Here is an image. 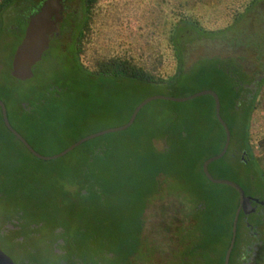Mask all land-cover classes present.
<instances>
[{"label": "trees", "instance_id": "trees-1", "mask_svg": "<svg viewBox=\"0 0 264 264\" xmlns=\"http://www.w3.org/2000/svg\"><path fill=\"white\" fill-rule=\"evenodd\" d=\"M106 1L82 0L74 17L65 5L58 32L73 35L67 47L71 68L39 87V64L26 81L14 78L11 69L28 21L43 0H0V42L12 44L8 69L0 68V99L13 127L38 152L53 155L89 134L127 123L149 96L212 89L232 138L209 171L239 183L260 206L264 168L254 154L251 125L263 97L264 0H250L234 13L233 23L218 29L202 23L199 12L206 0H176L168 31L175 60L170 72L163 70L159 44L152 62L141 49L102 50L105 29L115 26L122 9ZM151 30V37L157 35ZM57 34L49 49L59 43ZM203 40L220 44V51L191 60L192 47ZM19 83L27 86L21 89ZM72 98L97 99L94 126L66 132L61 122L71 118L64 110ZM225 140L213 96L157 99L128 129L43 160L7 128L0 106V247L23 254L18 262L13 258L16 264H224L239 192L210 181L202 166L221 152ZM249 214H240L230 264H264V220L262 214ZM251 229L260 236L253 237Z\"/></svg>", "mask_w": 264, "mask_h": 264}, {"label": "rangeland", "instance_id": "rangeland-1", "mask_svg": "<svg viewBox=\"0 0 264 264\" xmlns=\"http://www.w3.org/2000/svg\"><path fill=\"white\" fill-rule=\"evenodd\" d=\"M82 0H66L65 5H68L66 12L71 13L74 17V12H79ZM250 0H206V4L200 10L199 14L202 23L210 29L223 28L234 21L235 12L242 11L244 6L248 4ZM113 2L115 5L120 4L122 9L117 13V22H112L113 25H108L105 29L106 46L102 47L103 51L115 50L120 53L129 50H143L144 54L147 53L148 62L157 57L158 49L155 47L160 45L163 54L165 55V64L163 70L167 72L173 71L175 60L172 47L168 42V31L174 17L171 12L174 9L176 0H125L122 3L116 2V0H107L104 4ZM66 12L64 13L66 15ZM156 23V26H154ZM151 27L157 29L154 34ZM263 31V27H261ZM71 35L69 32L61 34L59 31L57 34L58 44L52 46L49 49L47 55L38 63L36 83L37 86L48 85L53 83L58 76L61 77L63 71H67L71 68L69 64L68 45H70ZM152 39V41L150 40ZM197 47H192L190 59H195L201 54L212 55L220 51V44L212 43L211 40H203L198 42ZM208 45V47H206ZM12 44L7 45L5 42H0V68L8 69V64L11 59ZM7 65V67H5ZM4 69V70H5ZM7 72H4L2 76L7 77ZM69 74V73H68ZM9 83L14 84L10 81ZM21 89H24L25 85L15 84ZM106 91H111L106 89ZM263 97L261 100L260 108L257 109L251 125L252 145L255 153L260 158V163L264 168V86ZM100 94L105 97V91H100ZM71 102L65 108V113H68L69 117L64 118L61 122L66 132L72 133L74 129L86 130L90 128V125L96 124V119L93 110L97 99L82 100L81 98H72ZM153 109V108H152ZM79 116V117H78ZM92 116H94L92 118ZM126 112H123L120 119H124ZM78 117V118H77ZM88 120V123L82 124L79 127L74 126V122H83ZM260 143V145H259ZM161 146V144H158ZM12 228L10 223L7 228ZM256 246V244L254 243ZM253 246V248L255 247ZM5 252L14 258L17 262L23 255L19 250L13 251L7 245L4 247ZM20 264V263H19Z\"/></svg>", "mask_w": 264, "mask_h": 264}, {"label": "water", "instance_id": "water-1", "mask_svg": "<svg viewBox=\"0 0 264 264\" xmlns=\"http://www.w3.org/2000/svg\"><path fill=\"white\" fill-rule=\"evenodd\" d=\"M64 10H65V0H43L39 9L34 14L31 15L25 30L24 37L17 46L12 59L11 75L14 78L21 81H26L34 77L35 66L43 59L45 53L51 46V39L54 37V35L58 33L59 24L64 18ZM203 95H211L215 99L216 117L224 127L226 133V140L221 152L207 158L203 162V166H202L203 171L210 181L214 183L229 185L235 188L239 192V205L236 209L235 216L233 219L232 238L224 260V264H230V257L236 242L240 214L242 211L246 215L254 211L256 207L253 205V201L254 200L258 201V199L254 198L251 195H247L245 193V190L239 183L226 178H216L209 171V165L212 162L222 158L227 153L232 138L231 130L228 124L226 123V121L222 117L221 100L216 91L212 89H204L188 96H168L163 94H155L149 96L136 106L127 123L121 126L110 127L89 134L79 139L78 141L74 142L63 151L53 155H45L38 152L28 142V140L17 129L13 127L8 116L6 104L1 99H0V106L2 109V115L5 125L25 145V147L33 155H35L40 159L53 160L65 156L66 154L74 150L76 147L80 146L81 144L85 143L90 139H93L95 137L104 134L128 129L134 123L137 115L142 110V108L151 101L157 99H164V100H171L176 102H185ZM0 264H16L14 259L1 247H0Z\"/></svg>", "mask_w": 264, "mask_h": 264}, {"label": "flooded vegetation", "instance_id": "flooded-vegetation-1", "mask_svg": "<svg viewBox=\"0 0 264 264\" xmlns=\"http://www.w3.org/2000/svg\"><path fill=\"white\" fill-rule=\"evenodd\" d=\"M66 1V0H65ZM59 29V28H58ZM260 204V206L259 205H257V207H256V210H254V211H252L249 215H253V214H255V213H259V214H262V218H263V220H264V202H260L259 203ZM263 206V207H262ZM249 227L250 228H255V227H252L251 225H249ZM253 229H251V231H253L252 232V235H253V237H255V238H258L259 236H260V234L258 233V232H255ZM256 240V239H255ZM255 244H257V243H255ZM252 246H255L254 244L252 245ZM256 247V246H255Z\"/></svg>", "mask_w": 264, "mask_h": 264}, {"label": "crops", "instance_id": "crops-1", "mask_svg": "<svg viewBox=\"0 0 264 264\" xmlns=\"http://www.w3.org/2000/svg\"><path fill=\"white\" fill-rule=\"evenodd\" d=\"M254 154H255V156L258 158V159H260L258 156H257V154L255 153V151H254ZM260 161V160H259Z\"/></svg>", "mask_w": 264, "mask_h": 264}]
</instances>
